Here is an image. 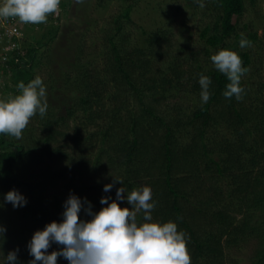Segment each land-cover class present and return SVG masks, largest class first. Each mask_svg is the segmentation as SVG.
<instances>
[{
  "label": "trees",
  "instance_id": "1",
  "mask_svg": "<svg viewBox=\"0 0 264 264\" xmlns=\"http://www.w3.org/2000/svg\"><path fill=\"white\" fill-rule=\"evenodd\" d=\"M140 1L120 0L119 15L101 28V44L88 47L84 32L56 54L51 44L59 27L50 28L48 37L36 33L33 44L32 39L25 42L21 58L8 63L14 77L4 86H13L15 95L21 81L27 85L38 72L49 71V79L40 78L60 100L46 97V114L31 118L22 143L0 134V227L6 229L0 237V264L16 250V264H29L33 235L63 222L70 194L82 202L86 198L98 213L107 206H100L102 198L112 197V202L117 189L130 192L142 186L152 190L153 222L171 221L186 233L191 264H228L227 249H240L257 237L260 247L252 264H264V83L252 97L240 81L242 101L227 99L223 92L230 81L213 66L207 71L210 99L202 103V64L192 65L173 52V34L129 29L132 9ZM206 2L214 19L201 34L218 52L234 34L233 17L245 3ZM239 56L246 68L249 52ZM62 163L67 167L53 170ZM94 176L101 177L95 184L85 180ZM115 178L123 184L105 192ZM62 184L68 196L52 201L51 193ZM13 189L26 198V206L14 208L5 201ZM117 202L131 208L126 199ZM87 207L84 203L79 216L91 220ZM137 219L143 222L142 212ZM62 248L53 242L47 254ZM57 264L69 261L58 257Z\"/></svg>",
  "mask_w": 264,
  "mask_h": 264
},
{
  "label": "clouds",
  "instance_id": "2",
  "mask_svg": "<svg viewBox=\"0 0 264 264\" xmlns=\"http://www.w3.org/2000/svg\"><path fill=\"white\" fill-rule=\"evenodd\" d=\"M83 0H77L82 3ZM201 8L203 0H196ZM60 0H4L0 5V17L18 18L25 24L39 25L46 23L50 14L56 13ZM239 46H251V42L241 33ZM215 68L224 74L228 81L223 96L231 99L235 96L242 101L245 90L240 86L241 77L248 72L242 67L239 54L229 49H221L211 56ZM208 76L200 74L201 102L210 99ZM20 94L0 99V134H6L19 140L30 122L39 112L43 117L48 108L46 88L37 76L27 85L18 84ZM115 183L123 184L122 179H114L113 184L105 185L109 192ZM127 192L125 197L124 193ZM127 200L131 208L120 206L117 201ZM111 197H104L100 203L107 205L98 213L91 210L90 202L81 201L70 194L64 203L63 222H52L42 231H36L28 244L29 254L34 257L29 264H57L58 257H63L69 264H191L187 248L186 233L178 231L174 222H153L152 190L148 186L134 188L128 192L124 187L117 189L116 200L109 203ZM5 201L14 208L26 206L27 200L17 190L9 191ZM84 209L91 216L90 221H82L79 213ZM143 213V222L137 219ZM6 229L0 227V237ZM62 245L61 251L47 254L51 244ZM17 251L9 252L5 264H16Z\"/></svg>",
  "mask_w": 264,
  "mask_h": 264
},
{
  "label": "rangeland",
  "instance_id": "3",
  "mask_svg": "<svg viewBox=\"0 0 264 264\" xmlns=\"http://www.w3.org/2000/svg\"><path fill=\"white\" fill-rule=\"evenodd\" d=\"M203 3L208 6L207 10L205 7L201 8L196 0H141L137 7L132 9L130 23L127 25L132 33L140 32L142 26L148 31L164 29L169 35L170 33L173 34V38H175L173 39L175 41L173 42V52L180 53L192 65L200 62L204 69L203 74L206 73V76H208V69L214 66L211 56L218 52L217 47L207 44V39L203 38L201 34L202 29L211 26L214 19L208 2L204 0ZM244 3L242 13L233 17L234 34L229 38L224 49L235 51L238 54L249 52L250 62L246 66L248 72L241 77V82L250 87L252 97H255L257 89L260 88V81L264 83V0H244ZM121 5L120 0H101V3L100 0H83L82 3H77V0H60L57 12L50 14L46 23L30 25L22 29L25 38L28 39L20 42V45L25 47V42L30 41V39L33 40L30 42L33 44L37 40V38H34L36 33H42V35L48 37L49 35L46 32L50 28L59 27L58 38L56 42L51 44L52 52L56 51L57 54L62 51L61 48L66 49L69 44L76 43L78 38L85 35L84 32L87 33V40L89 41L87 46L92 48L95 44H101L103 38H99L102 34L101 28L108 27L114 16L119 15L122 9ZM210 5H213L212 2ZM241 33L251 42V46L244 48L239 46ZM142 36L143 34L140 33L139 37ZM93 37L94 40H92ZM48 47L51 49L50 46ZM98 51L96 50L95 54H98ZM21 56L22 53L19 57L21 58ZM8 66L7 64L6 71L0 75V99L15 95V91L11 89L13 86H6L8 83L12 84L14 77V72L10 71ZM190 68L193 67L190 66ZM48 74L49 71L38 72V76L43 77V80L49 79ZM59 95L57 90L46 91V97L49 96V99L51 96H57L56 98L59 101ZM7 138L8 140L14 139L13 141L16 143H22L23 140V137L19 140L10 136ZM66 167L67 164L62 163L53 170ZM88 179L91 184H95L101 177L85 178L86 181ZM34 183L39 184L37 179ZM62 183L66 184L65 181H62ZM63 184L60 185V190L51 193L50 199L52 201L57 199L60 202L68 196L70 190L63 187ZM27 193L25 191V194ZM100 206L103 207L102 204ZM120 206L122 208L126 207L123 204H120ZM84 216L80 217L82 221H90L89 218ZM257 238H251L249 242L242 243L243 246L241 245L242 248L240 249L235 247L227 249L226 262L228 264H252L255 260L256 251L260 247L259 238Z\"/></svg>",
  "mask_w": 264,
  "mask_h": 264
},
{
  "label": "built area",
  "instance_id": "4",
  "mask_svg": "<svg viewBox=\"0 0 264 264\" xmlns=\"http://www.w3.org/2000/svg\"><path fill=\"white\" fill-rule=\"evenodd\" d=\"M3 3L4 0H0V5ZM30 25L20 22L18 18L0 17V75L5 72L7 64L13 59L18 60L23 52L24 47H21L20 42L28 38H25L22 29Z\"/></svg>",
  "mask_w": 264,
  "mask_h": 264
}]
</instances>
